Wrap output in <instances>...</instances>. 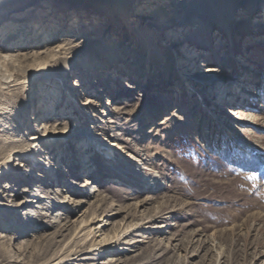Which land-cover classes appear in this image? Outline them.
Returning <instances> with one entry per match:
<instances>
[{
    "label": "rangeland",
    "instance_id": "374dc122",
    "mask_svg": "<svg viewBox=\"0 0 264 264\" xmlns=\"http://www.w3.org/2000/svg\"><path fill=\"white\" fill-rule=\"evenodd\" d=\"M65 256L264 264V0H0V264Z\"/></svg>",
    "mask_w": 264,
    "mask_h": 264
},
{
    "label": "bare ground",
    "instance_id": "6f19581e",
    "mask_svg": "<svg viewBox=\"0 0 264 264\" xmlns=\"http://www.w3.org/2000/svg\"><path fill=\"white\" fill-rule=\"evenodd\" d=\"M84 17V16H83ZM75 25H77V22H76V24ZM6 64H7V62H6ZM9 65V64H8ZM47 77H41V78H39V80H43V79H46ZM189 90H190V88H188ZM34 102L35 103H37V99L35 100L34 99ZM48 125V128H49V135H48V137L46 138V135L44 136V137H42L41 139H39V138H37V137H31L30 139H29V141L28 142H33V143H30L29 144V147H31V146H33V144H34V146H39L41 143H43L45 140H50V141H64V140H66L67 139V137H57V136H55V134H53V119L51 118V117H49V122H46V121H42V133H44V132H47V128H44L45 127V125ZM43 135V134H42ZM83 135H85V136H87V137H89L90 139V142H91V144H93V145H96V148H100L101 149V147H103L104 149H102L101 151H102V155H104L105 157H106V159H108V160H111L110 158H115V155H119V154H124L125 156H126V158L127 159H130V156H127V153H122V148H120V147H113V144H110V143H108V144H101V142L98 140V138H97V136L96 135H93V134H91L90 132H88L87 130H79V131H77V132H74V133H71L70 134V139H76V138H80L81 136H83ZM9 144H11L12 145V143L10 142ZM99 149V150H100ZM33 153L35 152V150L33 149V151H32ZM13 154H16V152H14ZM83 162V161H82ZM85 162H86V164H85V167L87 168L88 167V165H89V163H90V160H89V157H86V159H85ZM50 172H48L47 174H48V176L50 177V179L49 180H53L54 179V174H53V171L50 169L49 170ZM3 174V173H2ZM46 174V173H45ZM4 175V174H3ZM2 175V176H3ZM30 181H33V179H30ZM6 189H9V187H7V186H5L4 188H3V191H1L2 192V195L5 193V191H6ZM28 191V190H27ZM27 191L26 190H24L23 192L21 191V193H19V192H16L17 194H21L20 196H25L26 195V193H27ZM40 194V193H39ZM39 194L38 195H36V196H33L32 197V199L33 200H29V201H26L25 203H23V204H19V205H17L14 209L17 211L16 213H19L21 210H22V208H24L25 206H27L28 204H37V203H39L41 200H42V197L41 196H39ZM76 213V212H75ZM74 213V214H75ZM142 224H144V222H143V220H141V223H140V225H138V224H135L134 225V228L132 229V230H130L129 229V227L128 228H126L124 231H122L121 233H116L114 236H113V238H111L110 240H106L105 239V237H101V236H104V229L103 228H105L106 226H105V222L104 221H102V223L101 224H99L98 226H96V227H93V228H89L88 230H87V233H86V235H88V236H90V235H92V238H100V240L98 241V243H97V245H98V247H99V250H105V251H108V250H110L111 248H112V246H118L120 243H121V241L123 240V239H125V238H127V237H129V235H131L132 233H130V232H133V231H139V230H141V229H139V230H137L138 228L137 227H141L142 228ZM105 226V227H104ZM152 230H154V229H152ZM151 231V230H150ZM94 242V241H93ZM92 243V242H91ZM91 252V251H90ZM65 260H67V258H66V256L65 257H62V258H60L57 262L55 261V263L54 264H61V263H63V261H65ZM69 264H71V263H69Z\"/></svg>",
    "mask_w": 264,
    "mask_h": 264
}]
</instances>
